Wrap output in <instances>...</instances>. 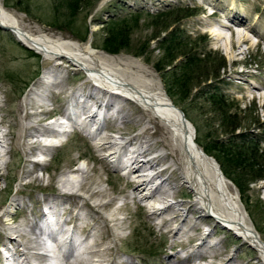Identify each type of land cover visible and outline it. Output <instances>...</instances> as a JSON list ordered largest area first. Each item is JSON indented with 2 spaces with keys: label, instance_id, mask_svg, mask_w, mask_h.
<instances>
[{
  "label": "rangeland",
  "instance_id": "rangeland-1",
  "mask_svg": "<svg viewBox=\"0 0 264 264\" xmlns=\"http://www.w3.org/2000/svg\"><path fill=\"white\" fill-rule=\"evenodd\" d=\"M2 1L8 10L17 14L19 24L23 28L29 31L40 30L56 37L70 38L85 43L79 41L68 30L50 27L49 23L39 15L36 17L27 15L22 11V7H17V4L13 5L18 0ZM33 1L40 2L42 6L55 4L52 0ZM105 1L96 0L95 4H90L76 23L80 27L86 24L85 27L90 29L92 35L91 37L89 35L88 41L92 39L93 48L103 52L97 46L101 44L104 36L103 24L112 16H126L129 20L133 19L131 20L134 25L132 52H122L118 55H111L105 51L104 53L153 71L172 101L175 103L177 100L179 105L176 103L175 105L185 112L188 120L194 125L196 138L201 141V144L198 141L197 143L202 148V144L210 140H227L229 137L226 130L230 128V125L221 124L219 113L209 102L208 94L216 89L215 92L223 97L226 110L231 111L233 123L241 125L237 132L243 133V136L237 138V142L249 146L256 144L258 159L262 163L260 173H264V156L260 153L264 151L262 126L264 122V0ZM174 9H186L191 13H196L183 20L178 27L186 36L185 43L197 47L202 58L208 55L202 63L203 74L213 73L223 62L222 60L226 64L219 78L199 86L185 102L175 95V90L169 89L170 85H167L169 79L156 71L162 51L159 41L152 40L155 33L159 31L153 26V17ZM47 12L49 10L45 13ZM45 17L50 19V16ZM233 18L244 20L253 26V30L244 31L250 38V42L241 44V49L245 51L244 54L235 55L236 51L235 49L232 51L229 42L230 31L222 26L229 24ZM219 34L224 35L225 39L218 40ZM148 42L150 46L146 51ZM143 50L146 51L144 55L138 57L136 53L143 52ZM65 64L63 67H66L68 71L66 68L64 71L58 70V76L60 80L65 81V85L67 84L65 88L74 93L82 83L88 82L89 79L86 73L72 70L69 64ZM52 66L54 65L44 56L27 48L12 33L0 28V121H5L2 124L3 130L10 128L13 134L18 132L17 137L16 134L14 137L11 136V140L4 148L0 146V152L4 156L0 160V264H22V259L32 254H39L42 259L28 257V260L30 259L28 264H66L68 262L63 259L65 258L63 253L68 255L72 251V244L78 245L75 250L78 249L77 254L80 255L86 250L87 245H91L100 236H102V243L97 249L103 251L106 263L110 264H264L259 258V253L243 239L217 225L213 219L203 216L198 210L199 206L194 207L193 204L196 201L193 194L187 186H182L179 173L173 172L175 167L169 159L151 169L155 173L168 168L157 181L147 188H154L164 179L166 182L162 186L164 190H169L168 194L163 196L164 198L157 196L149 200H142L136 196V193L138 196L142 194L135 191L136 182L131 183V181H137L135 176L131 177L125 165L117 167L116 157L107 159L110 152L115 151L121 143L132 139L127 144V149L137 150L143 146L140 142L147 140L140 135L145 128L150 127L148 123L144 121H130L125 124H121V121L115 122V117L122 116L125 110L119 113L114 107L106 112L107 130L103 132V136L110 137L111 140H117L122 136L123 139L118 140L119 144L116 147L99 150L97 146L100 140H95L92 134L95 131L94 127L82 131L80 127L74 125L75 127H68V131L60 138H39L38 143L42 145L45 142H59V145L51 146V152L41 153L35 148L29 153L23 145L26 125L32 123L38 128L49 127L51 121L60 118L66 106L64 95L52 94L53 92L59 93L60 90L50 91L46 88V85L54 80L53 76L48 74ZM89 86L92 88V83ZM255 86L258 90L253 88ZM32 89L41 95L50 94L51 98L45 101L46 110L51 113L55 111V115L25 120L27 113L25 100ZM252 91H255L256 98ZM33 97L39 99L36 94ZM118 101L121 104L124 103L120 99ZM126 112H130L133 118L142 117L139 110L131 104ZM150 131L153 132L154 129ZM137 136H140L138 140L133 139ZM37 139L36 137L35 140ZM29 140L32 142L33 139L29 138ZM148 140H150L149 137ZM150 142L156 143V139H151ZM164 152L157 144V147L145 158L158 159L163 156ZM208 155L215 159L214 156ZM121 157L126 162L127 157ZM79 167L88 168L93 181L101 182V185L109 190V196L102 200L103 202L113 200L105 210L106 216L111 215L118 208H124L117 215L124 222V229H118L117 225L109 224L103 218L101 219L93 209L96 204L95 200L83 192L81 193L83 200H79L75 216L99 217L100 221L97 219L98 222H96L91 219L92 224L82 229L81 226L85 225L80 221L76 222L75 217L74 222L68 224L69 226L63 225V219L59 225H53L56 221L50 215L48 218H51L53 224L45 227L43 220L47 218L45 214L49 211L45 204L53 201L54 196L59 195L61 174ZM143 170L149 171V166H145ZM226 177L234 183L231 177ZM262 182L264 179L251 184L244 195L235 183L234 185L239 192L243 207L264 241V193L258 190ZM160 201L172 207L162 214L154 213L156 210L154 206ZM83 203L84 207H82ZM61 211L64 220L68 218L69 212L63 209ZM173 217H175L173 221L164 224ZM196 224H199V227L190 230ZM75 225L76 227L73 228ZM39 226L47 230H57L58 240L43 238L39 243L40 237L33 249L31 247L26 249L24 246H29V242L35 239V235L28 230L31 228L39 230ZM179 228L182 231L177 236L175 231ZM186 231L187 235H185ZM87 234H90L87 238L88 243ZM68 236H72V244L69 239L66 240ZM216 243L220 254L213 253L215 249L212 246ZM22 251L26 254H22ZM100 253L93 259H100L98 256ZM52 254L57 255V258L53 259L48 256Z\"/></svg>",
  "mask_w": 264,
  "mask_h": 264
},
{
  "label": "bare ground",
  "instance_id": "bare-ground-1",
  "mask_svg": "<svg viewBox=\"0 0 264 264\" xmlns=\"http://www.w3.org/2000/svg\"><path fill=\"white\" fill-rule=\"evenodd\" d=\"M19 22L17 14L8 10L4 6L3 1L0 0V25L12 29L15 32V37L24 46L44 56L48 62L54 65L48 73L53 76L54 80L46 85V88L50 91L52 89L60 90L59 93L53 92L52 94H57L56 96L64 95L66 99V106L63 112L61 114L59 113L63 121L59 118L51 121L50 126H45L44 128H38L32 123L26 125L23 135V145L29 153L35 148L39 149L41 153L51 152V146L54 147L56 144L45 142L42 145L38 143L39 138H60L61 135H64L68 131L67 128L71 126H78L82 131H87L88 128L94 127L95 131L92 134L95 140H100L97 146L99 150L116 147L119 144L118 140L123 139V137L120 136L117 140H111L110 137L103 136V132L107 130L105 120L107 118L106 112L114 107L119 113L123 110L126 112V109H130L131 104V106L139 110L142 117L140 119L133 118L130 112L125 113L123 111L124 114L122 116L115 117V122L121 121V124H125L130 121H144V123H148L150 127L145 128L140 135H143V138L147 140L143 141V143L141 141L140 143L143 146L137 150L127 149V144L132 139L126 143H121V146L117 147L115 151L110 152L107 159L111 157L115 159L116 157V161L118 162L117 167L125 165L131 177L135 176L137 181L134 180L131 183L136 182L135 191L142 194L138 196L136 193V196L142 198V200H149L157 196L164 198L163 196L168 194L169 190H164L162 186L166 182L164 179L154 188H147L150 184L157 181L161 174L167 171L168 168L155 173L151 169L155 168L162 161L169 159L175 167L173 172L179 173L182 186H187L193 194L196 201L193 204L194 207L199 206L198 210L203 216L213 219L217 225H220L243 239L259 253V258L264 262V241L243 207L236 186L225 176L219 162L213 157H210L197 143L194 125L189 120L185 121L183 119L181 112L175 106L161 81L153 71L145 69L136 63L124 62L116 56L104 53V51L96 50L93 48L90 40L83 44L70 38L64 39L56 37L40 30L29 31L27 28H23ZM222 26L230 31L229 42L232 51L234 49L236 51L235 55L244 54L245 51L241 49V44L250 42V38L244 31L253 30V26L247 24L244 20L236 18L231 19L229 24H223ZM223 39H225L224 35L219 34L218 40ZM65 63L69 64L68 66L72 67V70H79L86 73L89 79L88 82L82 83L77 91H73L74 93L70 89L65 88L67 84L65 85V81L60 80V76H58V70H65L66 67H63L66 65ZM66 71H68L67 68ZM90 83L93 85L92 88H89ZM253 88L258 90L256 86ZM87 91L89 92L87 93ZM252 93L256 98L255 91H252ZM35 94L38 95L39 99L33 97ZM49 97L51 98L50 94L41 95L32 89L25 100L27 109L25 120L29 121L32 118L39 119L44 116L53 115L55 111L51 113L46 110L45 101ZM82 99L84 101L81 103ZM118 99L122 100L124 105ZM77 102L81 104H76ZM4 122L3 120L0 121V146L2 148L9 143L8 141L11 140V136L14 137L16 134L17 137L18 135V132L13 134L10 128L6 131L3 130L2 124ZM262 126L264 130V122ZM150 129H154V131L151 132ZM140 136L133 139L138 140ZM36 137L38 138L37 140H35ZM148 137L150 140L156 139V143H151ZM29 138L33 139L32 142H30ZM157 144L165 151L163 156L158 159H146V155L150 154L157 147ZM121 156L127 157L126 162H124ZM3 157V153L0 152V160ZM145 166H149V171L152 172L143 170ZM131 177L129 176V179ZM93 180L90 170L85 167H79L73 171H64L61 174V189H59V195L57 197L54 196L53 201H48L45 204V207H48L47 209L49 210L48 214H45L47 218L45 217L43 220L45 227L53 224L50 220L51 218H48L51 215L56 221L53 225H59L62 219L64 221L63 225L72 224L74 222L73 218L75 217L76 222L80 221L85 225L81 226L83 229L92 224L91 219L98 222L97 219L100 221L103 218L107 223L117 225L118 229H124V222L117 216L124 208H118L111 215L108 214L106 216L105 210H107V207L111 205L113 200L109 199L107 202H103V198L109 196V190L103 187L101 182ZM258 190L264 193V182H262ZM82 192L84 194L86 193L89 198L91 197L95 200L96 204H94L93 209L101 219L99 217L88 218L86 216L83 218L79 215L75 216V211L79 206V200H83ZM155 205L154 210H156L154 213L161 214L172 207V205L164 201H160ZM84 206L83 203L82 207ZM62 209L69 212V216L65 220L61 211ZM174 219L175 217L171 218V220L169 219L164 224H168ZM121 224L122 226L120 227ZM45 227L42 228L39 226V230H34L33 226V228L28 230V232L35 235V239L30 242L28 241L29 246H24L26 249L28 247L33 249V246L38 243L40 237L39 243H41L40 241L43 238L58 240L56 235L57 230H47ZM75 227L76 225L73 226V228ZM198 227L199 224H196L190 230L197 229ZM181 231V228L177 229L175 235H180ZM185 233V235L188 234L187 231ZM88 236L90 237V234H87V243ZM101 237L94 240L91 245H87L86 250L79 255L77 254L78 249L77 251L75 250L78 245L75 246L72 244L73 238L72 236H68L66 240L69 239V242H71L72 251L68 255L63 253L65 257L63 259L68 262L66 264H110L106 263L103 251L101 252L97 249L102 243ZM217 245L216 243L212 246L215 249L213 253L220 254V249ZM17 252L19 251L17 250ZM99 253L100 255L98 256L100 259L94 260L93 257ZM22 254L26 253L22 251ZM48 256H51L53 259L55 257L57 258V255L54 256L53 254ZM28 257H33L34 259L41 258L39 254L26 255L22 259L23 261L21 260L22 264H28L30 260H28Z\"/></svg>",
  "mask_w": 264,
  "mask_h": 264
},
{
  "label": "trees",
  "instance_id": "trees-1",
  "mask_svg": "<svg viewBox=\"0 0 264 264\" xmlns=\"http://www.w3.org/2000/svg\"><path fill=\"white\" fill-rule=\"evenodd\" d=\"M95 1L52 0V3L55 4L42 6L39 4L40 2H34L33 0H18L13 5L17 4V7H22V11L29 16L34 15L36 17L39 15L44 21L49 23L50 27L68 30L79 41L86 42L91 33L90 29L85 27L86 24L80 27L76 23L79 21L80 15L87 10L90 4H95ZM48 10L49 12L45 13ZM194 15L196 13H191L186 9H174L159 13L157 17H153V26L159 31L155 33L152 40L159 41V44H161L160 50L162 51L156 71L169 79V84L167 83L168 86L170 85L169 89L175 90V95L182 102L189 100L193 91L199 86L219 78L221 70L226 66L224 60H222L223 62L220 63L213 73L203 74L202 63L207 59L208 55L206 54L204 55L205 58H202L197 51V47H192L185 43L186 36L178 27L183 20ZM45 16H50V19ZM150 16L152 17V15ZM131 20L126 18V16H112L103 24L102 31L104 36L97 48L111 55L132 52L134 25ZM149 46L150 43L148 42L145 48L146 51ZM146 51L143 50V52H138L136 55L141 57ZM215 90L208 94L210 97L209 102L214 107V110L219 113L221 124L230 125V128L226 130L229 137L227 140H210L206 144H202V146L208 154L218 160L224 174L233 179L240 192L244 195L251 184L257 180L264 179V173H260L262 163L258 159V150L255 149L256 144L249 146L245 143L237 142V138L243 136V133L237 132L240 130L241 125L233 123V117L230 115L231 111L226 110L223 105V97L216 93ZM175 103L179 105L177 100ZM197 141L201 144L199 138ZM260 153L264 156V151ZM247 176L249 178H246Z\"/></svg>",
  "mask_w": 264,
  "mask_h": 264
},
{
  "label": "water",
  "instance_id": "water-1",
  "mask_svg": "<svg viewBox=\"0 0 264 264\" xmlns=\"http://www.w3.org/2000/svg\"><path fill=\"white\" fill-rule=\"evenodd\" d=\"M108 0H106L105 2H107ZM0 28L1 29H3L4 31H8V32H10V33H12L13 35L15 34V32L12 30V29H10V28H8V27H5V26H1L0 25ZM91 33H90V37H91ZM15 36V35H14ZM89 37V38H90ZM91 42H92V39L90 40ZM175 104V103H174ZM176 106V105H175ZM177 107V106H176ZM178 108V110L181 112V114H182V116H183V119L185 120V121H188V118H187V116H186V114H185V112L182 110V109H180L179 107H177ZM212 156V155H211ZM218 161V160H217ZM220 164V163H219ZM221 166V165H220Z\"/></svg>",
  "mask_w": 264,
  "mask_h": 264
}]
</instances>
